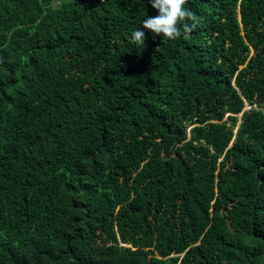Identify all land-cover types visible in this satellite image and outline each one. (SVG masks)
<instances>
[{
	"label": "trees",
	"instance_id": "trees-1",
	"mask_svg": "<svg viewBox=\"0 0 264 264\" xmlns=\"http://www.w3.org/2000/svg\"><path fill=\"white\" fill-rule=\"evenodd\" d=\"M186 7L0 0V264H264V0Z\"/></svg>",
	"mask_w": 264,
	"mask_h": 264
},
{
	"label": "clouds",
	"instance_id": "clouds-1",
	"mask_svg": "<svg viewBox=\"0 0 264 264\" xmlns=\"http://www.w3.org/2000/svg\"><path fill=\"white\" fill-rule=\"evenodd\" d=\"M148 3L156 10L157 15L147 16L142 21L141 27L155 35H163L169 40H175L182 34L191 33L193 28L200 22L195 13L190 8L186 7L188 0H148ZM188 21L192 23L190 24ZM131 38L136 43L143 44L145 32L136 29L132 32ZM252 55L253 53H251V56ZM246 107H249V109L245 110ZM251 108L252 107L245 102L243 112L249 111ZM253 108L257 109L256 106H253ZM242 113L239 115L242 116ZM123 246L130 247L129 245Z\"/></svg>",
	"mask_w": 264,
	"mask_h": 264
},
{
	"label": "rangeland",
	"instance_id": "rangeland-1",
	"mask_svg": "<svg viewBox=\"0 0 264 264\" xmlns=\"http://www.w3.org/2000/svg\"><path fill=\"white\" fill-rule=\"evenodd\" d=\"M249 107H246L245 110H248ZM238 118L240 119L241 118V115L238 116ZM225 120H227V117L225 118Z\"/></svg>",
	"mask_w": 264,
	"mask_h": 264
}]
</instances>
